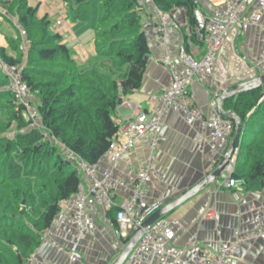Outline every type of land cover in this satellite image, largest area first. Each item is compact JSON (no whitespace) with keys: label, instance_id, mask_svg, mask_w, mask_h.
<instances>
[{"label":"trees","instance_id":"1","mask_svg":"<svg viewBox=\"0 0 264 264\" xmlns=\"http://www.w3.org/2000/svg\"><path fill=\"white\" fill-rule=\"evenodd\" d=\"M72 20L88 24L95 34L96 57L79 64L47 17L28 0H0L18 18L28 39L23 79L37 99L45 132L29 129L23 109L0 71V264H24L38 248L43 233L61 211V203L76 195L81 184L80 161L98 163L118 131L113 115L122 98L140 89L151 51L139 0H66ZM163 12L185 8L195 41V0H154ZM20 39L10 56L0 47V59L20 65ZM264 87L225 100L227 111L241 119L242 135L233 177L247 189L264 187ZM16 128L10 138L6 133ZM44 140V142H43Z\"/></svg>","mask_w":264,"mask_h":264},{"label":"crops","instance_id":"2","mask_svg":"<svg viewBox=\"0 0 264 264\" xmlns=\"http://www.w3.org/2000/svg\"><path fill=\"white\" fill-rule=\"evenodd\" d=\"M195 2L200 10L210 11L209 1ZM139 3L151 53L142 86L124 96L113 115L118 126L129 118H135L140 112H152L157 106L154 97H160L171 82L170 68L180 71L183 69L179 58L180 48L185 46L189 53H193L198 47L189 36L191 26L187 10L175 8L167 15L169 18H176L179 28H168L165 36L166 51L171 60L160 63L164 52L155 35L158 24L157 7L154 1L150 0H139ZM28 4L30 7H38V19L48 18L51 30L61 36L62 44L69 48L72 57L79 64H88L96 57L94 31L88 24L72 20L66 0H28ZM22 29L18 18L0 6V47L5 48L14 58L17 53L12 47V42L20 38ZM22 40L21 48L24 49V58H27L30 43L24 35ZM261 59H264V24L250 26L245 32L234 28L231 40L218 58L216 74L197 78L190 87L194 106L208 119L223 117L218 106H212L213 95L217 92L220 97L229 88L263 75L257 66ZM225 100L222 102V110L229 112L225 108ZM223 118L235 121L232 115ZM198 138V131L189 127L180 113L168 111L165 114L157 149L153 152L151 160L153 170L164 175L165 180L160 183L153 179L149 183L150 201L163 199L165 206L194 188L215 169V157L209 148L204 146L206 144L203 145V151L199 149ZM149 143V138L143 137L115 164L105 156L99 161V172L105 169L112 171L111 187L116 193L117 204H122L132 196L133 188L130 182L138 171L147 167ZM238 154L239 149L233 159L235 170ZM80 165L81 184L77 194L87 195L86 215L95 223V229L79 245L81 261L74 263L70 258V247L76 228L61 221L62 212L71 208L77 194L61 203V211L50 227L48 236L45 241L41 240L34 254L50 264H115L130 242L132 234L129 231L125 232L126 237L117 235L120 226L115 217L116 210L108 209L99 197L90 195L92 182L83 173L81 161ZM116 180L124 181L126 185L119 186L115 183ZM261 207H264V187L218 189L213 183L164 214L161 219L178 222L174 228V243L179 249L185 250V256L189 259L192 256L189 244L195 237L204 249L214 252L221 243H234L239 237L255 234V219ZM208 210L215 211L219 218L205 219L204 214ZM24 264L32 263L28 259ZM234 264H264V240L254 239L240 245Z\"/></svg>","mask_w":264,"mask_h":264},{"label":"built area","instance_id":"3","mask_svg":"<svg viewBox=\"0 0 264 264\" xmlns=\"http://www.w3.org/2000/svg\"><path fill=\"white\" fill-rule=\"evenodd\" d=\"M207 1L211 3L210 11L206 12L199 8L195 11L197 26L193 42L198 45L197 50L189 53L185 46L180 48L179 58L183 66L182 71L170 68L169 86L160 97H154L157 106L152 112H140L135 118H129L118 126V131L105 154V157L115 164L127 155L140 139L149 138L147 167L138 171L131 180L132 196L122 204H117L115 202L116 193L111 187L112 171L105 169L99 172V162L93 165L82 162L83 173L92 182L90 195L99 197L108 209L116 210L115 217L120 226V231H117L119 237H126L125 232L129 231L133 236L138 229L143 227L145 221L165 204L163 199L149 200L148 185L153 179L160 183L165 180L164 175L153 170L151 160L153 152L157 149L164 116L168 111L180 113L186 124L198 131L199 149L203 151V145L206 144L204 146H207L215 157V168L224 159L234 138L235 121L223 117L208 119L192 103L189 89L197 78L211 77L216 74L218 58L231 40L234 28L245 32L250 26L264 24V0ZM156 17L158 24L155 28V35L164 52L159 62L167 63L171 60V56L166 51L165 36L168 28H179V22L175 17L169 18L167 13L158 8ZM189 36L192 38V29L189 31ZM257 66L264 75V59H261ZM0 70L9 77V89L16 96L18 106L23 109L26 121L37 125L45 132L38 110L34 105L33 94L23 79L21 67L8 65L0 59ZM218 98L219 94L216 92V95H213L212 106H218ZM236 153L218 176L215 182L218 189L244 188L245 181L233 177L235 172L233 159ZM115 183L119 186L126 185V182L121 180H116ZM86 203L87 195L77 194L71 203V208L65 209L61 214L62 223L71 224L76 228V234L70 247V258L74 263L81 261V255L78 252L80 243L95 229L94 221L86 215ZM204 218L218 219L219 216L215 211L208 210ZM177 223L163 219L155 221L144 232L124 264H234L240 245L254 239L264 240V207H261L255 219L257 227L255 234L239 237L234 243H221L214 252L204 249L195 237L189 244L192 256L187 259L185 250L179 249L174 243V228ZM48 234L49 230L45 231L41 240L45 241ZM29 262L50 264L35 254L29 258Z\"/></svg>","mask_w":264,"mask_h":264},{"label":"water","instance_id":"4","mask_svg":"<svg viewBox=\"0 0 264 264\" xmlns=\"http://www.w3.org/2000/svg\"><path fill=\"white\" fill-rule=\"evenodd\" d=\"M148 60V58H147ZM264 87V75H260L258 78L253 79L250 82L243 83L240 85L233 86L229 88L223 95H221L218 98V108L223 117L226 115H232L233 119L236 122V130L234 138L232 139V142L228 148V151L224 157V159L219 163V165L198 185H196L194 188L180 196L179 198L175 199L173 202L163 206L160 210H158L156 213H154L152 216H150L145 223L143 224V227L138 229L133 236L130 239V242L126 246L125 250L122 252L119 259L115 262V264H124L126 261L128 255L130 252L134 249L136 244L138 243L139 239L142 237L145 231H147L150 226L157 220L161 219V217L168 213L169 211L173 210L192 196H194L196 193L204 189L205 187L215 184L216 180L218 179V176L220 173L225 169V167L228 165L232 157L235 155L236 150L238 148V141L240 140V137L242 135V123L241 119L235 114V112H225L222 110V102L230 97H234L235 95L250 91L256 88ZM44 142V140H43Z\"/></svg>","mask_w":264,"mask_h":264},{"label":"rangeland","instance_id":"5","mask_svg":"<svg viewBox=\"0 0 264 264\" xmlns=\"http://www.w3.org/2000/svg\"><path fill=\"white\" fill-rule=\"evenodd\" d=\"M1 6V5H0ZM2 7V6H1ZM22 32H21V36H20V44H21V46H23V40H22V37H23V35H24V37H26V35L24 34V31H23V29L21 30ZM26 41H28V39L26 38ZM24 48V47H23ZM23 51H24V49H22ZM90 63V62H89ZM26 64H27V58H23V62H22V64H20L19 65V67H21V69L22 70H24V68H25V66H26ZM1 71V70H0ZM2 72V71H1ZM3 73V72H2ZM4 74V73H3ZM8 77V76H7ZM9 78V77H8ZM9 81H10V79H9ZM9 87H10V84H9ZM9 89V88H8ZM10 90V89H9ZM263 99H264V97H263ZM33 100H34V105H35V107H36V105H37V99H36V97L33 95ZM3 119H5V117H4V115H0V121L1 120H3ZM24 120L26 121V119L24 118ZM28 124H29V129H32V128H34V129H38V130H40L42 133H44L39 127H37V125H35V124H33V123H30V122H28V121H26ZM18 133V130L16 129V128H13V129H10L7 133H6V136H8V137H10V138H13L16 134ZM45 134V139L46 140H48V141H51L50 140V138L49 137H47L48 135L46 134V133H44Z\"/></svg>","mask_w":264,"mask_h":264}]
</instances>
